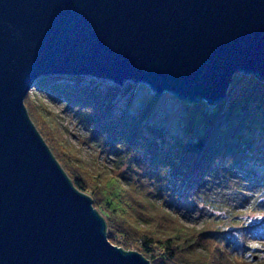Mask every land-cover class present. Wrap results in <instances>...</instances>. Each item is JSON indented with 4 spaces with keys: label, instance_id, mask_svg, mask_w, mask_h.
<instances>
[{
    "label": "water",
    "instance_id": "95a60500",
    "mask_svg": "<svg viewBox=\"0 0 264 264\" xmlns=\"http://www.w3.org/2000/svg\"><path fill=\"white\" fill-rule=\"evenodd\" d=\"M46 73L219 103L234 74L264 81V0H0V264H148L106 240L31 123Z\"/></svg>",
    "mask_w": 264,
    "mask_h": 264
},
{
    "label": "trees",
    "instance_id": "16d2710c",
    "mask_svg": "<svg viewBox=\"0 0 264 264\" xmlns=\"http://www.w3.org/2000/svg\"><path fill=\"white\" fill-rule=\"evenodd\" d=\"M37 80L34 88L45 94H57L67 100L66 105H74L81 125L89 129V142L106 148L116 159L132 156L137 165L154 174L159 168L163 181L172 180L174 186L186 191L194 202L208 210L201 221L206 227L195 235L172 234L165 228L159 233L151 231V234L136 237L135 234L141 232L140 224L153 228H157V223L160 225L158 211L163 214L162 209L168 208L162 200L165 195L161 194L159 186L154 187V194L142 192L135 184L129 189L120 186L115 194L118 201L124 200L123 208L112 195L103 202L92 199L94 208L104 217L110 241L128 249V245L137 240L138 251L149 264H250L252 260L264 263V253L254 257L245 246L250 228L264 229V81L252 76L242 77L241 82L235 78L227 97L235 86L236 93L234 91L232 98L226 97L224 104L221 101L210 107L204 103L195 107L185 105L184 109L189 111L185 124L188 136L184 140L174 139L169 147H164L157 142L162 129L152 128L143 121L144 113L153 107L156 98H150L138 117H114L111 113L116 102H112L113 97L108 98L119 91L116 86L84 75L50 74L38 76ZM99 84L107 90L101 92ZM25 98L28 117L32 123H38V126L33 125L72 186L79 192H88L90 197L97 196L95 190L86 187L84 176L91 174V179L102 187L104 175L92 172L83 162L81 165L78 159H73L65 127L57 117L51 118L45 108L38 111L33 120ZM157 178L153 176L155 183H158ZM240 178L257 190L254 200L244 209L212 198L208 193L207 185L215 183L214 180L215 184H237ZM129 191L140 196V202L136 203L134 197L131 198L135 204L128 199ZM238 193L248 201L245 192L238 190Z\"/></svg>",
    "mask_w": 264,
    "mask_h": 264
},
{
    "label": "rangeland",
    "instance_id": "374dc122",
    "mask_svg": "<svg viewBox=\"0 0 264 264\" xmlns=\"http://www.w3.org/2000/svg\"><path fill=\"white\" fill-rule=\"evenodd\" d=\"M50 74H57L60 76L84 75L97 81H103L104 83L102 84L113 85L118 87L119 91L108 98L110 99L111 97H113L112 102L113 101L116 102L114 110L111 113V115L114 117L125 118L126 116L129 115L138 117L140 116L138 114L139 111L142 110L143 106L146 105V103L150 102V98L152 97L156 98L153 107L147 113H144L143 118L145 120L143 121L146 122V124L152 128L162 129L161 137L158 138L157 142L159 145H162L164 147H169L174 139L184 140L188 136V132L186 131L185 124L189 118V114H188L189 111L184 109L185 105L188 107H195L197 105H200L201 103L207 105V103L204 101L186 103L184 100L176 99L173 95L164 91L156 94V96H153L154 92L150 89V87L146 83L132 82L131 80L128 79L120 82V84L117 85L116 83L110 82L105 78H94L91 77L89 74L46 73V74H39L38 76H44V75L48 76ZM244 76H251V75H244L241 73H237L233 75L232 80L234 81V79L236 78V80L238 79L241 82L242 77ZM37 81L38 80L36 78L32 83V86L24 96V98L26 97L25 99L28 100V103L30 105V109L32 113L31 117L33 118V120L38 116V111L43 110V108L48 109L50 111L49 113L51 114V118L55 120L57 117L61 126H64L67 131V141L71 145L69 148L70 156L73 159L74 158L78 159V162H80L81 165H82L81 162H83L85 164V167L92 169V172H97L99 174L104 175L102 178V184H101L102 187H99L98 182L93 181L91 179L92 176L91 174H88L86 172L87 175L89 176H84L87 178L86 187L95 190L94 193L97 196L94 197L91 196L92 197L91 198L88 192H80V193L89 197L90 205L95 211L96 209L94 208L92 199H94L95 201L103 202V200H105V197H109L110 195L114 196L115 202L117 204L120 203L121 205L119 204V207L123 208L122 205H125L124 200L122 199L118 201V198L115 194L119 192L121 188L120 186H122L125 189L126 188L129 189L130 187H133V184H135L142 192L145 193L147 192L152 193L154 187L159 186V188L162 189L161 194L165 195L164 198L162 197V200L168 206V208L165 207L166 210L162 209L163 214L157 210L160 215L159 218H157V222H161L160 225L159 223H157V228H153L152 225L144 226L143 224H140L139 228L141 232L135 234L136 237L143 234H149V232L151 234V231L152 234L154 233V231L156 233H159L160 231H162V229L165 228H169L166 230L167 232H170L172 234L176 233L178 235H181V233L195 235L199 233L201 230H204L206 225H203L201 221L203 220L204 217L207 216L208 213V210L205 207L198 205L196 202H194L186 191L184 193L180 187L178 188L177 186H174L172 180L170 182H167L169 180L163 181L162 173L159 170V168L154 170L156 172L154 174L150 169L137 165L133 159L134 157L132 156H128L127 158L122 156L119 159H116L111 153L107 152L106 148H101L100 146L95 145V143L89 142L88 141L89 129H86V126L83 127L81 125L80 120L78 118V112L74 107V105L72 104L66 105L67 100H65L62 97H59L57 94L55 95H53L52 93L45 94L37 87L34 88L33 85ZM236 87L237 86L234 87L233 93L230 94L229 97L232 98L233 94L235 95ZM99 88L101 92L107 90L101 84H99ZM227 94L228 92L226 93L224 98L227 97ZM24 98H23V105H24ZM226 100L223 99V104L226 102ZM210 106H215V104L208 105V107ZM102 110L106 112L105 109ZM120 115H124V116H120ZM30 121L32 123V120ZM36 124L38 126V123ZM36 131L41 136V134L37 129ZM154 175L158 176V178L156 179L158 183L154 182L153 180ZM94 176L95 175H93V177ZM213 182L216 183L215 180ZM237 182H238L237 184L233 182H227L226 184H222V183L208 184L207 190L212 198L216 197V199L219 201H225L227 204H232L237 208L244 209L249 205V203L252 200H254L252 198L255 196V192L257 190L251 188L246 179L240 178L238 179ZM238 190L240 192H245V194L249 196L248 201H245V199H243L244 197L238 193ZM128 193H130L131 196L130 195L127 196L128 195L127 194L126 197L130 199L134 204H135V200H133L131 197H134L137 200L136 203H138V201L140 202L139 200L140 196L137 197L136 194L134 195L130 191ZM146 210L149 211L148 209ZM96 212L105 223L102 214H100L98 211ZM152 214L157 215L156 213H152ZM107 230L108 228H106V223H105L104 233L106 236V240L111 245L116 246L123 251H134L138 253L140 256H142L144 259H146L149 264L148 259L145 258L138 251L137 240L132 244H129L128 249L126 248L123 249L121 246H119V244L115 243L114 241H110L108 239L106 234L108 232ZM116 240H119V238ZM253 245H256V247H254ZM245 246L249 249L248 253L250 255H253L254 257L258 255H262L264 253V229L256 230L250 228L248 230V235L246 236ZM194 256H197V254H195ZM250 264H264V263H256V261L252 260Z\"/></svg>",
    "mask_w": 264,
    "mask_h": 264
},
{
    "label": "snow or ice",
    "instance_id": "6c2138e0",
    "mask_svg": "<svg viewBox=\"0 0 264 264\" xmlns=\"http://www.w3.org/2000/svg\"><path fill=\"white\" fill-rule=\"evenodd\" d=\"M254 247H256V245H253Z\"/></svg>",
    "mask_w": 264,
    "mask_h": 264
}]
</instances>
